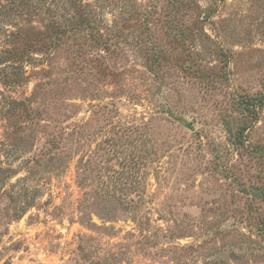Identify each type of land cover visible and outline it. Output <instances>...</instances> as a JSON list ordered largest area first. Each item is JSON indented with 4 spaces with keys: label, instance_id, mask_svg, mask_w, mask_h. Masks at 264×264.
Masks as SVG:
<instances>
[{
    "label": "rangeland",
    "instance_id": "rangeland-1",
    "mask_svg": "<svg viewBox=\"0 0 264 264\" xmlns=\"http://www.w3.org/2000/svg\"><path fill=\"white\" fill-rule=\"evenodd\" d=\"M43 3L0 0V264H264V0Z\"/></svg>",
    "mask_w": 264,
    "mask_h": 264
},
{
    "label": "trees",
    "instance_id": "trees-1",
    "mask_svg": "<svg viewBox=\"0 0 264 264\" xmlns=\"http://www.w3.org/2000/svg\"><path fill=\"white\" fill-rule=\"evenodd\" d=\"M10 1H11V5L14 6L15 8H19V7L24 6V7H27L29 9V11H37L39 8V4H35V2L43 3L45 0H10ZM1 7L4 8V6H1ZM75 7H76V5H75ZM75 11H76V9H75ZM79 22L81 24H83V25L85 24L87 26H92V23H93L90 16L83 17L82 19L79 20ZM246 103H250V102L247 101ZM246 110H247V112H250L251 114L255 115V109L254 108H248L247 107ZM263 231H264V228H263Z\"/></svg>",
    "mask_w": 264,
    "mask_h": 264
}]
</instances>
